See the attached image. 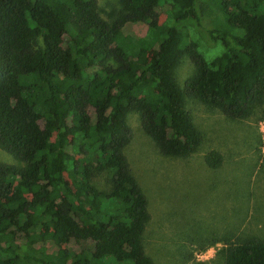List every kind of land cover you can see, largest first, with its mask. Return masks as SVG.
Listing matches in <instances>:
<instances>
[{"label":"trees","instance_id":"1","mask_svg":"<svg viewBox=\"0 0 264 264\" xmlns=\"http://www.w3.org/2000/svg\"><path fill=\"white\" fill-rule=\"evenodd\" d=\"M103 13L97 0H0V151L18 163H0V264H153L127 115L160 156L187 158L203 135L186 100L230 122L264 105V0H117ZM200 40L219 53L205 58ZM223 244V264H264V240Z\"/></svg>","mask_w":264,"mask_h":264},{"label":"rangeland","instance_id":"2","mask_svg":"<svg viewBox=\"0 0 264 264\" xmlns=\"http://www.w3.org/2000/svg\"><path fill=\"white\" fill-rule=\"evenodd\" d=\"M116 4L117 0H97L100 16L104 18L103 12ZM162 12L158 10V23L164 18ZM217 12L211 7L212 14L203 15L209 28L214 27ZM128 29L137 36L145 32L141 26ZM199 43L198 51L207 59L220 51L219 46ZM192 73V64L183 58L174 70L177 85L181 88ZM185 109L203 135L198 150L187 158L160 156L141 131L137 116L126 117L131 139L124 155L150 215L144 250L153 264H223L224 240H264V153L259 133L264 105L236 122L192 100H186ZM210 151L222 158L216 169L207 168L203 161ZM0 163L18 164L2 151ZM94 185L106 189L104 176H98ZM73 246L77 251L89 248L86 243Z\"/></svg>","mask_w":264,"mask_h":264},{"label":"built area","instance_id":"3","mask_svg":"<svg viewBox=\"0 0 264 264\" xmlns=\"http://www.w3.org/2000/svg\"><path fill=\"white\" fill-rule=\"evenodd\" d=\"M259 133L261 135V153H264V119L259 124Z\"/></svg>","mask_w":264,"mask_h":264}]
</instances>
